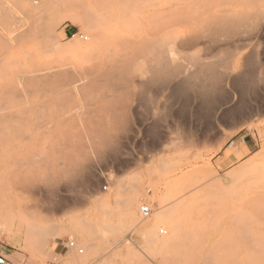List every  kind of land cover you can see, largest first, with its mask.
<instances>
[{
	"label": "rangeland",
	"instance_id": "1",
	"mask_svg": "<svg viewBox=\"0 0 264 264\" xmlns=\"http://www.w3.org/2000/svg\"><path fill=\"white\" fill-rule=\"evenodd\" d=\"M15 1L19 4V13L14 12L15 16L26 17L25 14H29L27 17L32 18L38 14L37 10L41 7L42 12L39 10V13L42 17L40 18L38 14L40 19H46L47 14H51L55 8H58L56 9L58 11L62 9L60 10L62 14L67 12L66 1L62 0H56L57 2L52 0L61 6L56 4L48 9L41 3L47 5L51 0ZM10 3L13 5V0L1 5L0 11L5 12L3 9L6 10ZM34 6L38 7L36 13H33ZM12 22L17 26L18 18L13 17ZM55 22L54 36L49 43L47 41L50 37H41L39 34L40 38L37 36L36 39L35 36L38 34L33 31L36 33L33 34L35 38H32V33H27L29 38L15 40L10 54L13 53L15 56L16 52H19L18 55L23 52L29 58L28 55L33 54V59H40L36 62V68L41 65L47 67L50 63L44 64V60L55 63V59L57 61L59 59V55L56 56L59 52L54 49L55 47L49 46L52 41L68 43V46L76 39L88 41V38L85 39L87 31L80 20L72 22L60 19ZM31 23L26 22L20 27L17 26L16 31L22 32V28L23 31L28 30ZM254 23L245 26L246 28L242 27L243 32L239 31L240 34L224 38L220 44H216L218 42L215 41L222 40L223 37L219 36V39L211 40L214 41L212 43L206 40L209 44H205L206 42L202 40L193 48L180 52V57L183 58L180 60L186 64L193 59L216 63V70L221 72L222 77L219 85L223 90L218 87L221 91L217 88L212 92L210 90L207 93L201 91L199 93L193 87L185 91L189 95L179 91L180 93L170 96L171 87L183 80L181 76L170 80L171 82L167 81L168 84L164 88L160 87L158 81L150 84L151 86L141 87L137 77L131 79L128 85H125L126 88L121 89L122 93L124 90V95L127 93L123 97L126 98L124 105L120 104L119 108L113 107L115 109L111 110L116 112L107 114L108 118H125L127 130L123 132L113 130L111 146L107 149L97 150L96 154L93 152L96 150L87 152L89 155L92 153L95 155H88L90 162L83 161L88 170L84 180L69 184L71 182L61 179L57 185L55 183L52 188L50 187L51 191L40 183L30 189L22 185L19 188L17 186L19 184L10 178L8 183V178L3 176L0 185L6 182V186L3 185L4 190L0 188V205L4 204L6 208L3 210V206H0V253L5 255L11 264H248V262L264 264V213L258 209L257 204L260 202L255 203L253 201L255 198H248L256 184L264 182V22ZM33 25L31 26L35 27L36 24ZM11 26L14 29L11 35L16 38L15 35H18L19 31L15 34V26L10 25L9 28ZM165 39L169 37L165 36ZM65 53H71V49ZM23 54L21 56L24 58ZM54 56L58 58L54 59ZM28 98L36 100L39 96L31 95ZM35 119L39 121L41 118L33 117V120ZM236 119L238 126H234ZM220 121L228 125L227 145L241 127L242 132L249 133L253 138L254 148L245 159L234 164L230 162L223 165L215 164L212 154L204 144L209 132L213 131V124ZM230 123L232 128H229ZM230 153L238 158L234 150L225 154ZM257 154L261 157L254 160L256 164L254 161L247 163ZM79 156L81 155L78 154L77 157L80 158ZM251 163L255 166L250 167ZM9 168L11 170L12 167L0 166L2 170L0 174ZM141 191H145L149 198V202L141 204L149 206L154 214L158 215L156 235L162 237L171 231L172 241L152 242V239H146L141 234L138 226L132 225L126 219L121 201L127 195L141 194ZM39 198L52 201H61L63 198L62 201L68 203L60 210L50 211L42 207L36 208L35 205H38L36 203H40L37 200ZM105 198H109L110 202L109 215L97 229L94 226L97 212L94 204ZM20 207L27 210L29 208L31 211L33 208L37 210H33L31 215V211L28 213L23 209L28 216L25 211V214L20 213L22 211ZM1 211L6 213L9 222ZM36 224L51 228L52 232L48 234L46 240L31 243L28 241L30 237L27 238L28 234L31 236L28 233L30 231L26 227L29 225L33 228ZM170 224L173 226L171 230ZM160 229H163V232H160ZM79 233H83L82 241L85 240L89 244L87 247L83 244L86 248L81 246ZM68 240H74L84 253L87 249L86 253L81 252L78 255L75 253L76 249H67ZM250 246H253L252 249ZM71 254L75 255L73 260Z\"/></svg>",
	"mask_w": 264,
	"mask_h": 264
},
{
	"label": "bare ground",
	"instance_id": "2",
	"mask_svg": "<svg viewBox=\"0 0 264 264\" xmlns=\"http://www.w3.org/2000/svg\"><path fill=\"white\" fill-rule=\"evenodd\" d=\"M7 1L0 0V7ZM14 1L13 5L10 3L12 6H7L6 10L3 9L5 12L0 11V166L12 167L11 170L10 168L8 170L10 172L6 171L0 174L2 177L0 182L5 176L8 178V183L12 180L19 184L18 187L22 185L29 189L39 183L49 189L55 183L57 185L61 179L72 184L86 178L88 170L83 161L87 160L88 163V157L93 154L89 155L87 152L96 150L93 151L96 154L97 150L107 149L111 146L113 130L122 132L127 130L128 125L125 118H108L107 114L126 102V98L123 97L127 93L124 95V90L122 93L121 89L128 85L131 79L137 77L141 87L158 81L160 87L164 88L168 84L167 81L181 76L183 80L171 87L170 96L180 93L179 91L185 92L193 87L199 93L200 91L206 93L210 90L211 92L215 91L221 86L219 83L222 80L221 72L216 70V63L193 59L189 64H186L185 61L180 60L182 58L180 52L193 48L202 40L205 42L209 40L210 43L211 40L219 39V36L223 37L222 40H215L218 42L215 43L220 44L219 42L224 41V38L240 34L239 31L243 32L242 27L246 28L245 26L253 25L254 22H264V0H62L66 1L69 13L62 14L60 12L62 9L58 11L56 10L58 8H53L54 11L47 14L46 19H40L42 16L39 10L42 7L37 10L38 7L35 8V5L33 13L38 11L37 13L41 17L39 18L38 14H35L37 17H34L35 15L32 18L28 16L31 21L27 17L29 14H25L26 17L15 16L14 12H18L19 4ZM55 1H47L49 2L47 5L44 3L41 5L43 4L48 9V7L58 4H55ZM58 5L61 6V4ZM23 12L25 13V11ZM40 12L42 11L40 10ZM13 17L18 18V27L26 22H32L30 25L28 24V30L23 31V28L22 32L18 30L19 38H17L18 35H15L17 39L11 35L14 30L12 26L9 28L10 25H16L13 23L14 21L12 22ZM27 19L29 22L26 21ZM60 19H68L72 22L80 20L84 30L87 31L88 35L85 39L88 38V41L83 42L76 39L68 46V43L61 44L53 39V43H50L49 46L55 47L54 49L59 52L56 54V56L59 55V59L57 61L55 58L58 57L54 56L57 61H54L55 63L47 60L44 62L41 59L44 64L50 63L47 64V67L41 65L36 68V62L40 59H33V54L28 55L30 58L23 52L20 55H18L19 52H16L15 56L12 55L13 53L10 54L13 42L22 40L23 37L29 38L27 33H32V38L36 37V39L37 36L40 38L39 34L41 37L48 36L49 39H43H48L49 43L54 36L53 24ZM260 23L257 24L260 25ZM33 24H36L35 27ZM17 26H15V31ZM33 31H36L38 35ZM33 34L36 36L33 37ZM165 36L169 39H165ZM41 42L45 41L41 40ZM70 49L71 53L66 54L65 52ZM23 51L27 53L26 50L23 49ZM147 53H151V55H147ZM22 54L25 56L24 58L21 56ZM190 55L192 56V54ZM194 56L197 58L196 55ZM142 57L144 58L142 59ZM32 59L36 61L34 62ZM28 67L31 69H27ZM220 88L218 90H223ZM31 95H37L39 98L30 100L28 96ZM112 108L113 110H111ZM113 112L115 113L116 110ZM33 117L41 118L42 121H40L41 119L39 121L35 119V121ZM78 154L81 155L80 158L77 157ZM260 157L259 154L254 155L253 158L251 156L252 159L247 163L259 160ZM254 163L249 164L250 167ZM0 172H2L1 169ZM4 184L6 186V182ZM4 184L2 182V186L0 185L3 190L5 189L3 188ZM122 186L120 185V187ZM248 198H255L253 200L255 203L260 202L257 204L258 209L264 213V182L256 184ZM37 200L40 203H36L38 204L35 205L36 208L42 207L50 211L60 210L68 203L62 201L63 198L61 201H52L47 198ZM121 202L126 219L132 225L138 226L146 239H152V242L160 240L164 243L172 241L170 240L171 231L162 237L156 235L155 226L157 221L159 223V219L153 209H150L147 216L140 215V208L143 206L141 203L149 202L145 191H141V194H129ZM109 203V198H105L94 204L98 212L95 214L96 222L94 224L97 229L109 215ZM2 206L4 210L6 207L4 204ZM35 206L33 207L35 208ZM34 208L33 210H35ZM23 209L25 208L23 207ZM23 209L21 208L22 211ZM25 210L31 211L29 208ZM22 211H20L21 214L24 213ZM32 211L28 213L32 215ZM1 212L4 213V211ZM34 214L36 216V212ZM26 215L29 216L27 213ZM5 218L9 222L6 215ZM28 226L26 228L30 232L24 231L30 233L31 236L27 233V238L30 237L28 241L31 243L46 240L48 234L52 232L51 228L43 225L36 224L33 228ZM169 227L171 230L172 224ZM236 234L238 233L236 232ZM83 237V233H79L78 239L82 241ZM247 241L249 240L247 239ZM83 244L86 247L89 245L85 240L81 244L84 247ZM252 247L250 246L251 249ZM72 254L73 260L75 255ZM202 257L203 255H201Z\"/></svg>",
	"mask_w": 264,
	"mask_h": 264
},
{
	"label": "crops",
	"instance_id": "3",
	"mask_svg": "<svg viewBox=\"0 0 264 264\" xmlns=\"http://www.w3.org/2000/svg\"><path fill=\"white\" fill-rule=\"evenodd\" d=\"M237 119L235 120L234 126H238ZM218 124V125H217ZM241 124V122H240ZM242 126V125H241ZM232 128V123H230L229 128ZM228 125L226 122H217L213 124V131L209 132L208 138H205V146L209 149V153L212 154V159L215 161L216 165H223L227 162L234 164L242 159H245L254 148V140L249 133L242 132L241 129L237 130L232 136L230 143H226V131ZM234 150V153L238 155V158L230 153L226 155V152ZM224 169H226L224 167Z\"/></svg>",
	"mask_w": 264,
	"mask_h": 264
},
{
	"label": "built area",
	"instance_id": "4",
	"mask_svg": "<svg viewBox=\"0 0 264 264\" xmlns=\"http://www.w3.org/2000/svg\"><path fill=\"white\" fill-rule=\"evenodd\" d=\"M103 188L105 189L106 186H103ZM150 213V208L147 205H143L140 208V214L142 216H147ZM160 232H163V230L161 229ZM67 249H77L78 253H81L83 251L82 248H78L76 243L74 242V240H68L67 244H66ZM0 264H11L10 261L8 260V258H6L5 255L0 253Z\"/></svg>",
	"mask_w": 264,
	"mask_h": 264
}]
</instances>
